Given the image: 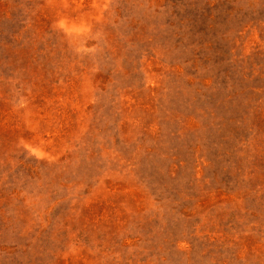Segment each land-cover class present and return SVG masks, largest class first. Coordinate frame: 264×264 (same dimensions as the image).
I'll return each instance as SVG.
<instances>
[{
    "label": "rangeland",
    "instance_id": "374dc122",
    "mask_svg": "<svg viewBox=\"0 0 264 264\" xmlns=\"http://www.w3.org/2000/svg\"><path fill=\"white\" fill-rule=\"evenodd\" d=\"M0 264H264V0H0Z\"/></svg>",
    "mask_w": 264,
    "mask_h": 264
}]
</instances>
